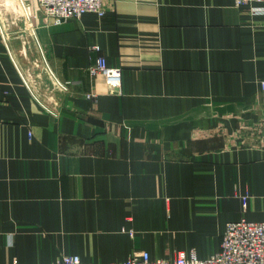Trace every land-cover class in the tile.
<instances>
[{
    "label": "crops",
    "instance_id": "crops-1",
    "mask_svg": "<svg viewBox=\"0 0 264 264\" xmlns=\"http://www.w3.org/2000/svg\"><path fill=\"white\" fill-rule=\"evenodd\" d=\"M19 4L0 14V264L204 258L226 223L264 221V15L104 0L48 24Z\"/></svg>",
    "mask_w": 264,
    "mask_h": 264
},
{
    "label": "built area",
    "instance_id": "built-area-1",
    "mask_svg": "<svg viewBox=\"0 0 264 264\" xmlns=\"http://www.w3.org/2000/svg\"><path fill=\"white\" fill-rule=\"evenodd\" d=\"M236 6L248 4L254 16L264 15V0H234ZM45 23L61 24L68 20L80 19L86 13L102 15L104 0H36ZM93 49L99 50L97 46ZM91 72L105 76L109 86L121 87L122 70L111 68L103 57H99ZM264 87V82L262 83ZM88 98L95 99L94 95ZM1 178V172H0ZM243 206L248 196H242ZM53 264H94L83 261L78 255H62ZM110 264H264V221L241 219L226 223L220 249L204 258L194 250L177 251L171 258H152L143 251L125 261Z\"/></svg>",
    "mask_w": 264,
    "mask_h": 264
},
{
    "label": "rangeland",
    "instance_id": "rangeland-1",
    "mask_svg": "<svg viewBox=\"0 0 264 264\" xmlns=\"http://www.w3.org/2000/svg\"><path fill=\"white\" fill-rule=\"evenodd\" d=\"M19 1L17 2V0H0V14L4 16H9L13 12L14 13H19L21 11L23 12L22 9L26 6L22 4L20 5ZM112 88L119 89L118 87H112ZM260 140H264V134H261Z\"/></svg>",
    "mask_w": 264,
    "mask_h": 264
}]
</instances>
